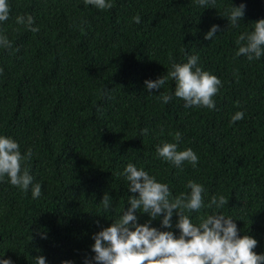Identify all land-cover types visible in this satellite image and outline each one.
<instances>
[{
	"label": "trees",
	"instance_id": "obj_1",
	"mask_svg": "<svg viewBox=\"0 0 264 264\" xmlns=\"http://www.w3.org/2000/svg\"><path fill=\"white\" fill-rule=\"evenodd\" d=\"M107 2L111 9L85 0H8L9 18L0 21V36L11 43L0 46V136L16 141L22 157L31 149L21 173L33 180L24 191L0 177V262L36 264L44 256L46 264H98L94 236L139 196L123 175L129 163L167 184L170 199L190 194L189 181L202 185L204 206L185 210L192 223L214 211L231 217L238 236L254 238L253 252L264 255V54L236 55L237 38L264 19V0ZM241 4L245 14L234 27L228 16ZM18 16L33 17L38 31ZM213 25L217 32L206 39ZM191 56L222 82L214 109L186 108L171 78L158 90L146 87ZM238 111L244 117L233 123ZM166 142L191 148L196 166L159 157ZM35 184L42 192L34 199ZM213 196L228 203L208 207ZM165 214L153 219L137 210L136 222L179 238L177 210L171 227Z\"/></svg>",
	"mask_w": 264,
	"mask_h": 264
},
{
	"label": "clouds",
	"instance_id": "obj_2",
	"mask_svg": "<svg viewBox=\"0 0 264 264\" xmlns=\"http://www.w3.org/2000/svg\"><path fill=\"white\" fill-rule=\"evenodd\" d=\"M201 7H206L209 0H197ZM215 5V0H211ZM86 5H94L99 9H111V2L107 0H85ZM10 8L8 0H0V21H7ZM245 14V6L233 7L228 16L232 26H238ZM136 23H140L139 15L133 17ZM18 24H27L32 31L38 28L32 27L33 17L18 16ZM218 26L213 25L206 34V39H212L217 32ZM246 41V43H242ZM240 45L237 56L245 55L251 61L259 59L264 54V19L255 23L254 31L241 34L237 40ZM0 46L9 48L10 41L6 36H0ZM171 59V56H170ZM198 57L191 56L186 63H173L167 76L157 80L145 81L149 91L160 89L168 78L176 81L175 96L185 101V107L215 108L213 97L221 86V80L213 74L202 70L197 66ZM163 103L171 101L168 94H161ZM244 113L236 112L232 116V122L242 120ZM145 133L147 129L143 130ZM181 134L175 133V140L179 142ZM157 155L176 167H181L187 161L193 167L198 162L197 154L191 149L178 150V143H164L157 147ZM32 156L31 149L22 157L19 144L12 138L0 136V177L7 175L10 183L24 191L29 189L33 177L27 169L21 173V161ZM126 180L129 182L130 191L139 193L129 199L131 205L114 224L100 231L94 236L95 244L93 251L96 253L95 261L98 264H264V255L253 252L257 241L249 236L240 238L237 234V225L231 217L214 211L206 218L201 217V222L192 223L188 212H198L203 206L202 185L189 181L187 187L190 194L170 199V189L165 183L158 182L145 170L138 169L129 163L124 169ZM42 186L35 184L32 187L33 198L41 196ZM102 203L105 210L110 207L109 196L105 194ZM228 200L224 196L218 199L213 196L208 207L216 205L222 208ZM148 213L151 218H156L166 213L163 225L171 227L174 210L179 217L177 227L181 235L176 238L170 231H159L149 224H138L136 211ZM134 228V230H132ZM36 264H46L44 256L35 258ZM0 264H12L10 259H4ZM64 264H72L65 261ZM91 264V261H86Z\"/></svg>",
	"mask_w": 264,
	"mask_h": 264
}]
</instances>
